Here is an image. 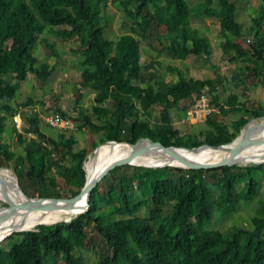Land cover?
<instances>
[{
	"label": "trees",
	"instance_id": "1",
	"mask_svg": "<svg viewBox=\"0 0 264 264\" xmlns=\"http://www.w3.org/2000/svg\"><path fill=\"white\" fill-rule=\"evenodd\" d=\"M111 1L122 6L121 22L127 26L115 39L104 34L102 10L107 0H0V165L15 172L21 189L29 196L77 194L85 181L83 163L89 152L85 145L75 146L77 139L63 129L55 136L42 131L36 110L24 116L23 131L31 135H16L23 153H14L2 141L6 120L12 124L13 110L6 99L19 85L18 80L11 82L4 75L23 78L30 73L45 81L53 70L34 53L39 38L56 54L54 44L40 36L44 31L50 38H75L80 44L71 49L82 55L76 113L68 115L58 105L53 110L78 127L99 131L98 140L92 142L94 147L108 139L133 143L147 136L165 146L216 145L233 138L250 118L264 114V107L245 95L220 97L216 78L185 77L175 66L167 65L177 77L166 82L155 79V60L140 62L141 40L156 53L165 50L175 58L207 55L209 39L190 24V19L214 17L222 36L221 48L233 50L228 60L244 61L239 82L264 84V0L252 10L248 26L235 17L238 0H197L192 5L186 0ZM247 35L254 42L246 43L245 48L237 39ZM78 88L93 91L91 111L78 103ZM201 90L209 93L216 109L203 119L207 127L199 131V137L180 133L167 112ZM34 102L26 97L20 105ZM153 105L160 107L159 119L149 124L142 115ZM229 110H243L247 115L227 123L219 115ZM262 165H117L91 189L85 210L68 220L38 223L2 239L0 244L6 242L8 246L3 249L0 245V264H46L43 258L49 255H59L65 264H264V195L249 227L232 226L228 233L203 228L211 218L214 202L227 212L237 200L252 199L259 184L256 172ZM128 166L132 172L127 175L122 169ZM137 173L143 183L140 190L134 184ZM214 187L218 189L215 201ZM87 224H92L98 236L90 246L97 257L93 262L86 261L80 251L91 241Z\"/></svg>",
	"mask_w": 264,
	"mask_h": 264
},
{
	"label": "rangeland",
	"instance_id": "2",
	"mask_svg": "<svg viewBox=\"0 0 264 264\" xmlns=\"http://www.w3.org/2000/svg\"><path fill=\"white\" fill-rule=\"evenodd\" d=\"M186 1L192 5L197 0ZM258 1L259 0H238L235 11L236 19L241 21L245 26H248L251 22L250 14L253 12L252 10L256 8ZM158 2L162 3L163 1L158 0ZM102 14L104 34L106 37L115 39L122 32L127 30V26L122 25L121 22L122 6H120L118 2L107 0V4L104 6ZM190 24L197 27L208 37L210 52L207 55L189 54L183 59L175 58L165 50L156 53L154 50L149 49L141 40L140 62L147 63L150 59L155 60L156 62L153 64V69L157 73L155 79H161L166 82H173L177 77L175 72L168 70L167 65L175 66L185 77L216 78L218 79L217 92L220 97L223 98L232 93L238 95V97H243V95H245L248 99L254 100L255 103L259 102L264 107V84L260 82L258 84L251 85L247 82L243 85L239 82L240 76L238 73L243 67L244 61L241 58L228 60V56L233 53V50L230 49L225 52L221 48L222 36L218 33L217 19L214 17L191 16ZM262 26L264 30V20L262 21ZM40 36L48 38L49 41L54 44L56 54L51 53L44 46V43L39 40V38L35 42L34 53L38 57L39 61L46 60L50 65H52L53 70L45 81L38 80L30 73L26 74L23 78H20L19 74L4 75V77H7L11 82L16 80L19 81L18 88L16 89L14 95L11 98L6 99V102L11 105L12 110L19 107H26L30 111H38L41 119V130L50 136H55L56 133L62 129L49 125L45 121L44 117L52 112H56L53 110L56 105H58L68 115H74L76 113L77 104L74 100L76 96L75 92L77 89V79L79 78V72L81 69L80 60L82 59V55L71 51V49H75L80 46L75 38H61L56 36H52L50 38V35L47 34L46 31H44ZM237 41H239L246 48V43L254 42V38L247 35L238 38ZM152 80L148 83H151ZM78 91L81 92L78 103L81 104L86 111H91L93 91L89 88H78ZM26 97L32 98L35 102L27 106H21L20 103ZM191 100L192 98L180 100L174 107L170 108L167 113L173 127L177 128L180 133L188 132L199 137V131L207 127L204 120H197L195 122L179 121L184 114L183 109L189 106ZM159 110V106L153 105L149 112L142 115V117L145 118L149 124H153L159 119ZM239 115H247V113L243 110H229L226 114H220L219 118L228 123L230 120L238 117ZM92 118L95 122L99 123V120L95 119V116ZM72 122L74 125L73 128L63 130H65L66 134L71 133L74 135L77 139L75 146L85 145L87 147L89 151L87 158H89L94 149L92 142L98 140L100 132L91 131L86 126L78 127L76 122ZM17 133L18 132L13 129L11 122L6 120V125L2 132V141L16 154L23 153L22 146L17 142ZM20 133L26 132L22 130ZM26 134L31 135L29 132ZM258 164L263 165L256 172L259 184L252 199L237 200L234 203L233 209L227 212H222L221 206L214 202L212 205L211 218L204 224L203 228H216L222 232L228 233L232 226H250V217L254 213L255 209L258 208L260 198L264 195V162H246L245 164ZM0 166L5 167L4 165ZM122 171L128 175L132 172V167L128 166L123 168ZM122 171H120V174ZM159 174L161 175L163 173L159 172ZM121 177H124L125 179L124 174H122ZM134 184L137 190H140L143 186L139 173L135 176ZM240 186L241 184H239L237 188ZM217 193L218 189L214 187L212 196L213 200H216ZM137 196H139L138 193ZM7 204L8 203L0 197V206H6ZM142 213L143 211L139 212V214ZM86 231L88 233V237L91 238V241L86 242L85 245L81 247L80 251L85 256L86 261L93 262L96 261L97 257L90 249V246L93 241L98 240V236L95 234L92 224L86 225ZM0 245L3 249L8 246L6 242L1 243ZM43 259L46 264H65L59 255H49Z\"/></svg>",
	"mask_w": 264,
	"mask_h": 264
},
{
	"label": "bare ground",
	"instance_id": "3",
	"mask_svg": "<svg viewBox=\"0 0 264 264\" xmlns=\"http://www.w3.org/2000/svg\"><path fill=\"white\" fill-rule=\"evenodd\" d=\"M251 139L253 142L260 143L259 148L248 154L247 159L240 163L264 162V117L251 118L237 136V141L242 144L248 143ZM138 143L142 145V148L139 147L141 150L137 162L152 164V166L155 164H177L181 167H190L215 162H229L237 157V154L219 148H198L184 153L181 150L180 152L163 150L156 144L144 140H139ZM137 149L138 144L127 147L124 142H101L96 147L94 154L85 161V175L88 177L96 165L104 159L128 157L138 152ZM0 197L8 203L6 206H0V232L16 218L19 211L23 219L20 229H27L34 227L39 222L69 218L84 208L80 202L74 205H66L61 202L24 203L23 196L19 193L14 182L12 171L3 166H0Z\"/></svg>",
	"mask_w": 264,
	"mask_h": 264
},
{
	"label": "water",
	"instance_id": "4",
	"mask_svg": "<svg viewBox=\"0 0 264 264\" xmlns=\"http://www.w3.org/2000/svg\"><path fill=\"white\" fill-rule=\"evenodd\" d=\"M257 117L262 118V117H264V114H261ZM257 117H252V118H257ZM245 124L246 123H244V125ZM242 127L239 129L237 134L233 138H231L229 141L224 142V143H220V144H216V145H210L206 142H201L199 144L191 145V146H180V145H167V146H165L159 140H155V139L148 137V136L147 137H141L133 143L127 142V141H116V140L108 139V140H106L107 142H115V143L124 142L127 145V147H132V146L138 144V149H137L138 152H136L135 154H132L128 157L115 158V159L107 158V159H104L103 161L99 162L88 177L85 175V181H84L80 191L73 196H65V197H60V196H57V197L29 196L26 193H24L23 190L21 189L15 172H12L13 173V179H14V182L16 184V187H17L19 193L23 196L24 203L34 202V203L38 204L41 202H61V203H64L66 205H74V204H79V202H80V204L84 206V208L81 210V211H83L88 206V200H89V195H90L91 189L94 187L96 182L99 181L103 177V175H105L113 167H115L117 165H122V164L141 165V166H149V167L162 166L160 164H155V166H152V164H139L137 162V159L139 158V153L141 150L139 147L142 148V145L138 143L139 140H144L145 142L154 143L159 148H161L163 150L171 151V152H178V151L180 152V150H181V152L187 153V152L193 151V150L198 149V148H211V149L212 148H219V149H223V150L230 151L232 153L237 154V157L234 160L229 161V162H215V163L205 164V165H193V166H190V168L191 167H212V166L224 165V164L239 166L242 164L245 165L246 163H240V161L247 159V155L254 152L257 148H259L258 146L260 145V143H258L256 141L253 142L252 139L246 144H242V143L238 142L237 136L240 133ZM106 141H104V142H106ZM97 146H98V144L94 147L92 154H94ZM85 161L83 163V166L85 164ZM164 165L179 166L177 164H164ZM5 168H7V167H5ZM7 169H9V168H7ZM63 219L68 220L69 218H63ZM50 222H53V221H50ZM50 222H39V223H50ZM22 224H23V219L21 217V212L19 211L16 218L11 223H9L0 232V241L9 235H12L15 231L24 230V229H20ZM32 228L33 227L27 228V229H32Z\"/></svg>",
	"mask_w": 264,
	"mask_h": 264
},
{
	"label": "built area",
	"instance_id": "5",
	"mask_svg": "<svg viewBox=\"0 0 264 264\" xmlns=\"http://www.w3.org/2000/svg\"><path fill=\"white\" fill-rule=\"evenodd\" d=\"M216 106L210 101V95L206 90H201L196 95L192 96V100L189 106L184 111L183 116L179 121H190L195 122L197 120H203L208 113L214 111ZM30 110L26 107H19L12 111L10 117L13 124V129L16 132H22L24 116L29 114ZM45 121L54 127H59L61 129L73 128V122L67 117L62 116L59 112H52L45 117Z\"/></svg>",
	"mask_w": 264,
	"mask_h": 264
},
{
	"label": "flooded vegetation",
	"instance_id": "6",
	"mask_svg": "<svg viewBox=\"0 0 264 264\" xmlns=\"http://www.w3.org/2000/svg\"><path fill=\"white\" fill-rule=\"evenodd\" d=\"M263 65H264V63H263ZM263 65H262V66H263ZM259 83H260V82H259Z\"/></svg>",
	"mask_w": 264,
	"mask_h": 264
}]
</instances>
